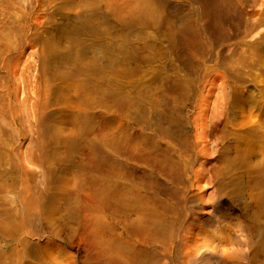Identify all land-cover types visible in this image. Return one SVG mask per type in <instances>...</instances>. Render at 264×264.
<instances>
[{
    "label": "bare ground",
    "instance_id": "6f19581e",
    "mask_svg": "<svg viewBox=\"0 0 264 264\" xmlns=\"http://www.w3.org/2000/svg\"><path fill=\"white\" fill-rule=\"evenodd\" d=\"M155 4L154 0H0V112L10 115L18 130L26 123L20 80H8L7 67L10 54L30 49L43 58L40 86L33 93L40 95L43 87L52 105L71 112L63 122H72L65 128L61 122L47 124L39 116L33 126L36 157L24 160L10 145L0 117V264H169L180 259L187 264L194 246L202 241L218 252V246L229 242L235 225L242 224L248 234V229L259 231L264 223L258 211L248 212L244 202L239 215L231 205L245 196L251 181L264 187V113L250 112L259 99L239 92L237 83L245 81L244 73L226 55L218 54L214 41L204 33L207 28L198 23L190 29L189 24L175 26ZM229 11L226 8L225 13ZM257 25L264 47V11L261 17L244 21L243 36ZM148 29L157 34L165 31L164 58L153 71L152 52L139 53L149 50ZM229 38L222 32L217 44ZM240 62L250 67L248 58ZM213 69L220 70L221 84ZM258 69L264 76V67ZM144 87L162 98L159 104L165 114L154 120H145L142 114L134 123L151 128L163 144L127 145L124 132L123 140L115 144L105 132L91 131L89 121L85 122L88 111L118 112L130 95L138 98L146 92ZM163 99H172V106ZM193 99L202 102L195 119L202 132L195 139L188 130L191 122L180 111V105ZM217 100H222L221 121L214 113ZM173 104L179 111H173ZM156 108L155 101L152 115ZM80 111L84 115L74 114ZM91 118L95 122L99 117ZM246 118L254 123L243 124ZM218 131L217 161L209 167V179V163L199 164L198 159L202 153L212 158L208 143L215 144L206 141V135ZM84 135L93 139L85 141L90 152L77 159L78 138L85 140ZM199 140L206 143L200 149ZM92 153L102 162H95ZM66 163L72 168L65 174ZM108 163L113 168L107 169ZM141 167L146 175L137 173ZM210 182L214 189L210 195L217 194V200L209 216L200 219V210L192 206L203 210L204 205L200 198H188L187 192L193 185L205 184V190ZM56 186L59 190L49 193ZM33 204L41 206L40 215L48 226L51 240L43 243L28 240L31 232L21 225L15 210ZM252 234V243H260V235ZM258 250L264 255V245ZM35 256L40 263L33 261ZM216 257L207 253L202 261Z\"/></svg>",
    "mask_w": 264,
    "mask_h": 264
},
{
    "label": "rangeland",
    "instance_id": "374dc122",
    "mask_svg": "<svg viewBox=\"0 0 264 264\" xmlns=\"http://www.w3.org/2000/svg\"><path fill=\"white\" fill-rule=\"evenodd\" d=\"M154 2L156 3L155 7L157 11L164 14L165 18L173 22L175 26L180 27L183 24H189L190 29L192 24H194L195 26L196 23H198L201 29L206 30L207 28V32L204 31V33H206V35L214 41L212 42L214 45L213 47L215 48V50L218 49V54L222 56L226 55L227 59L230 58L233 61V65L244 73V77L242 78H245V81H243L242 83H237L239 92H246V94L252 93L259 99L257 102L258 106L253 107L250 112H252L254 115H258L260 112L264 113V92H261L264 91V76L258 69L262 66L264 67V50H262L264 47L260 39L261 29L257 25L252 31H250L249 34L243 36L244 21L246 19L251 20L255 17H261L264 11V0H154ZM226 8L230 10L228 15L227 12L225 13ZM47 12H45V15ZM189 29L184 30V32L188 33L190 31ZM147 32H150L152 36L149 42V50H143L139 53L142 56H145L149 52H152L154 58L153 63L151 64V68L152 71L158 70L157 68L159 65H161V62L164 58L163 51L166 50V40L164 38L165 31L157 34L154 29H148ZM222 32H224V34H228L230 38L226 43L222 45H220L219 43L218 45L217 39L221 37ZM232 54L234 56L237 55L239 59L235 60V57L231 58ZM243 56H246L245 59L248 58V63L246 65H250V67H245L241 64L240 61L245 60L244 58H242ZM9 57L11 63L7 67V74L9 78L8 80L12 82V77L19 78L21 88L19 99L26 101L24 102L23 113H27L28 116L26 117V119L23 118V121H26V123H24L23 126H20V130L17 129L14 124L13 118L10 115H6V113L4 114L0 112V117L3 118V122L6 124V128L8 131L6 136L7 139L9 138L10 140V145L14 147L16 155L21 159L30 160L34 156L36 157L37 148L34 144V141L36 139V130L33 126L35 125L37 118L41 116L43 121L47 122V124H55L57 122H61L60 126L70 128L72 122H63V118L65 117V115L70 114L71 112H69L63 106L52 105L50 103L51 95L49 96L43 87H41L40 95H36L33 93L34 91L38 90L41 80V61L43 60V58L42 54L39 51L27 49L17 54H10ZM148 63L150 64V62ZM135 64L139 67L147 66V64L142 62H135ZM219 72V69H213V74L220 75ZM149 79H152V77L149 76ZM211 82L212 78L207 81L208 84H210ZM221 82L222 76L220 75L218 84H221ZM50 86H53V84H50ZM144 88L146 92H142V94L138 96V98H134L132 97L133 95H130V99L127 102H124L122 110H119L118 112L116 111L115 113H108L105 111H101L100 109L88 111L87 115L90 118H85L87 119L85 120V122L89 121V127L91 131H93L94 133L105 132L110 136V139H113V142L115 144L120 143L123 140L120 139L123 132L127 136V145L137 142L147 147L152 144H163V141L152 135L151 128L148 129L145 127L136 126L134 123V119L138 116H141L142 114H145V120L147 118L149 120H154L153 118L165 114L163 113V108L160 107L159 104H162V98L152 95L150 90L148 91L147 87ZM223 90L227 91L229 90V87L224 88ZM10 98L11 96L8 99ZM155 101L158 104V108H156L154 111L159 112H154L152 115L150 106L153 105ZM172 101V99H165L163 103H168L170 104L169 106H172ZM201 104V99H193L187 101L183 105H180V111L183 112L186 115V119H189V121L191 122V125L189 124L190 126L188 128V130L190 131L191 139H195V136L201 134L202 132L200 122L195 120L196 117L200 116L202 112H200ZM216 104L217 106L216 109H214V113L216 116H218V121H221V119L223 118L222 100H217ZM172 108L173 111H175L176 109L178 110L175 104H173ZM80 112L81 113L74 112V114L78 117H80V115H84V112ZM91 116L99 118L95 122H91V119L93 118H91ZM252 121L254 120L246 118L243 120V124H247L249 126V124L254 123ZM102 123L105 124V127ZM26 131L30 132L26 133ZM220 136V131L212 134L208 133L206 135V141L214 143V141L218 140ZM84 137L85 140L83 137L78 138L79 143L77 144V148L81 150V156H78L77 159L83 157L82 154L87 155L90 152L85 141H91L93 139L90 138V140H88L85 135ZM205 144V142L199 140L197 142V148L200 149ZM208 144L212 149V151L209 152L212 158L208 159L209 156H206L202 153V155H200L198 159V163H209L206 177L210 179L212 176L209 167L215 165L217 161V150L219 149V146L215 147V143L214 146L211 143ZM91 157L97 163L102 162V159L98 154L92 153ZM120 158H124V155L121 157L117 156V159ZM64 166L66 167V169L63 171V173L66 174L69 169L72 168V165L66 163ZM105 166L107 167V169H111L114 165L112 163H108ZM137 170H139L137 172L138 174L146 175L147 173V170L142 167ZM204 185L205 184H202L201 187L193 185L187 192L188 198H200V204L204 205L203 210H201L198 205L192 206L194 210H200L201 213H197V216L200 219L205 217L207 218L209 216V213L213 208L212 202L217 200V194L216 198L215 196L210 195L214 190L212 187V182L206 185L207 189L205 190L202 188V186ZM247 186L249 187V190L247 191V193H245V196H243L239 201H231V205L236 206V208H234L239 215V212H242L241 208L243 206L240 202H244L247 205L249 213H256L258 211V215H260L262 220H264V187L255 183V181L253 183L251 181V183L247 184ZM57 190H59L58 186H56V189L54 188L53 190L49 191V193H55L57 192ZM49 195L50 194H47V196ZM34 197H36V195H34ZM15 210L18 211L21 225H24L31 232V238H27L31 243H43L47 240H51L50 237L47 236L48 226L40 215L42 214L41 206L37 205V207L35 208L33 204V207L31 208L18 209L17 207H15ZM235 228L236 225L232 229V234L228 237L230 238L228 239L229 242L224 245L218 246L219 250L225 246H228L231 240L235 238ZM250 230L248 229V237L250 241L249 247L251 249L250 264H258L259 262L264 261V255H262L258 250V247L260 245H264V223L260 225L259 231H255L252 227ZM249 232H253L252 235L254 236V238L260 235V243L253 244V241H251L252 236H249ZM71 251L75 252V250ZM33 261L35 263H40L39 261H37L36 256L33 257ZM202 262V264H218L219 257L217 256L216 258H212L208 263L206 261ZM169 264L185 263L184 259H180L179 262ZM220 264H232L231 254L225 252L224 259L220 262Z\"/></svg>",
    "mask_w": 264,
    "mask_h": 264
},
{
    "label": "clouds",
    "instance_id": "9594fccd",
    "mask_svg": "<svg viewBox=\"0 0 264 264\" xmlns=\"http://www.w3.org/2000/svg\"><path fill=\"white\" fill-rule=\"evenodd\" d=\"M235 238L231 240L228 246L221 248L218 252L213 246H205L207 241H202L200 244L194 246L196 251L192 253L187 260V264H201L205 260V254L211 253L219 257V262L224 259V253L228 252L232 257V264H250L249 237L244 230L242 224L237 225L234 229Z\"/></svg>",
    "mask_w": 264,
    "mask_h": 264
}]
</instances>
